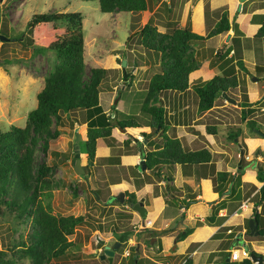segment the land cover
I'll return each mask as SVG.
<instances>
[{"label": "rangeland", "instance_id": "374dc122", "mask_svg": "<svg viewBox=\"0 0 264 264\" xmlns=\"http://www.w3.org/2000/svg\"><path fill=\"white\" fill-rule=\"evenodd\" d=\"M184 1L179 0L175 3V0H147V8L145 10L132 12L131 14L122 11L103 12L99 8L98 0H0V32L5 30L9 36L20 38L19 40L16 38L0 39V62L3 63L0 65V126L7 128L12 123L20 126L26 123L28 111L37 103L36 93L43 85V78L52 69L56 60L53 51L35 52L32 45L28 43L27 36L29 31L27 22L31 15L35 12L77 10L82 14L84 77L88 75L92 66L108 68V72L99 87L100 104L103 108L109 109L115 97L119 96L116 103L120 111L119 116L131 115L140 123L148 126L151 132L153 131L149 139H144L142 135L137 136L141 140L144 139L142 142H138V147H141L142 143L149 142L151 139L152 142L147 143L145 149L160 146L164 140V132L161 133V131L150 127L148 114L140 109L149 78L155 71L159 70L160 54L140 46L138 42L139 28L148 21L154 24L157 22V24L163 25L167 30L169 26H172L171 22L172 24L174 22L178 24V20L175 19L183 17L186 24L181 26L206 33L214 24V15L227 6L229 7V16H233L231 30L217 35L220 36L218 38H209L203 48V53L197 55V59L199 60L202 56H206L210 61L208 67H217L220 57L215 55V50L220 48L222 51H226L229 46H233L237 50L236 54L241 52L244 55V65L248 69V71L245 68L237 69L238 86L229 89L227 96L221 92L215 98L212 108L208 109L209 111L203 116L201 114L205 111L198 108V96L193 89V81L197 83L201 78L193 81L191 78V89L186 93L177 92V90L160 92L157 102L165 106L166 117L169 123L173 124V126L168 125L167 134L177 135L179 133L184 143L186 142L183 132L180 133L177 129L180 124L177 123L176 118L181 113H176L177 105L180 100H185L189 103L184 111L185 116L190 119L193 113H197L194 117L198 118L194 121L190 120L189 123H200V126L196 129L190 124H186L184 127V131L190 130L191 132L194 130L198 134L194 141H187V145L192 148L200 147V145L204 144V139H206L204 134H201V130L202 132H208L204 125L215 124L219 136L222 135L225 138L223 139L227 143L226 149L228 153L232 155L236 165L239 166L241 160V155H239L241 151L239 149L242 146H246L245 142H243L241 135H235L232 139L225 137V132L239 131V123L243 124L240 117V101L242 98L241 94L246 89V74L248 75L247 84L254 85L252 91L255 89V84L257 85V80L255 81L253 78L261 79L264 76V39L256 38L259 39L260 43L257 44V52L254 51L256 60L252 58L251 54L253 51L245 49V44L250 41L248 43L250 45L254 39L255 27L264 16V0H244L240 8L238 7L239 0H231L230 4L218 7L215 10L216 12H214L215 14L207 11L205 13L204 9H202L197 15L199 19H196L193 23L185 18L186 12L182 11L188 7L185 4L182 5ZM195 1L197 0H194V3H196ZM205 5L207 9V4ZM193 10H197V8L194 6ZM130 25L132 26L130 27ZM160 30L163 29L161 28ZM228 33H234V35L242 34V39L238 40L233 36L232 38L234 39L226 42ZM243 35H246V37L243 38ZM256 39L255 41H257ZM243 41H246V43L244 44ZM193 43L194 41L191 42V45ZM245 50L248 52L246 53ZM122 58L126 60L123 66L118 61V59ZM252 61L255 63H252ZM142 64L147 65L144 68L141 67ZM252 67L254 68L252 69ZM130 73L134 74H132L131 85L122 87V77H127ZM251 93L252 96H255V93ZM227 97L235 99L236 102L230 101ZM254 100H257V98ZM222 103L226 104L223 105ZM259 107L260 105L249 116L254 117L258 127L261 129L259 131V128L255 127L252 131L247 126H244L249 137L255 136L251 135L254 133L263 136L264 110H260ZM62 114L65 121L63 124L58 125L61 129L60 134L56 138L49 140L47 151H42L38 145L35 150V157L37 161L44 159L48 164L53 165L52 177L60 182L59 186L51 188V195L48 199H44V202L49 201L53 213L81 214L83 215V220L75 226L73 233L68 236L74 241V246L70 247L63 256L52 258L49 264H108L106 259L100 258L104 244L110 245L114 243L117 233L123 229L131 231L132 234L127 235L114 250L115 253L111 264H135L136 259L139 257L134 251L133 245H135V242L132 240L134 234L139 236L137 237L140 240L138 253L142 255L140 257L142 260L139 263L143 264L152 247L157 249L156 243L155 245L154 243L153 245H144V237H149V234L143 232V227L138 233L135 232L137 227H140L141 219L136 221L131 217L132 207L125 201L108 200V197L110 194L129 189L130 184L133 186L136 180L140 182L145 179L153 180V189L156 194L160 192L165 194V190L174 196L176 189L171 188V186L165 188L163 183L156 184L159 177L157 178L153 172L150 176H141L145 172L142 173V168L139 169L138 165L134 167L128 155L137 150L136 141H134V138L129 137L124 132V129L119 127H114L113 132L115 131V134L112 138H99L97 140L96 154L92 165H86V153L80 152L81 165L82 167L85 165L87 168L83 167L82 173L76 172L74 169V149L77 141L86 137V122H81V116L78 113H76L79 117L78 120H71L65 113ZM126 136L129 137L130 142H126ZM255 142L254 139L250 140L252 147ZM262 143L264 144V139ZM251 153V158L244 161L243 166H240L244 168L242 170L243 173L247 170L246 173L248 175L252 174L249 170L255 171L257 168L253 151ZM237 154L239 156L238 159L236 158ZM217 156L218 154L215 153V157ZM121 162H124V164ZM260 164L264 165V162L262 161ZM247 167H249V170L246 169ZM214 181L216 180L214 179ZM94 190H98L97 193ZM135 198L137 199L136 194ZM180 201L184 200L175 196L171 197V202L175 205V207H172L174 212L178 211ZM156 206H158V203ZM2 207L1 209L4 210ZM188 212L190 214V210ZM153 214L151 212L148 216L152 217ZM161 217L159 215L157 220L153 221L152 226H157V222H160ZM180 218L181 216L177 215V220L171 221L169 229L171 227L175 228L176 225L174 224ZM186 219L189 218L185 217L184 221ZM23 225L6 210H4V213H0V251H5L6 256L11 255L9 249L10 241L11 238L17 237V230L20 229L23 233L22 235L27 232ZM13 227H16L15 231ZM158 233L156 232V234ZM117 241L120 240L117 239ZM156 241L157 238L152 240V242ZM158 256L162 259L166 257ZM180 257L183 258V256ZM180 261V258L173 259V264H179ZM18 262L31 264L27 257L20 258ZM145 263L150 264L151 261L148 259ZM235 264H239V262Z\"/></svg>", "mask_w": 264, "mask_h": 264}, {"label": "trees", "instance_id": "16d2710c", "mask_svg": "<svg viewBox=\"0 0 264 264\" xmlns=\"http://www.w3.org/2000/svg\"><path fill=\"white\" fill-rule=\"evenodd\" d=\"M98 3L103 12L122 11L132 14L147 8V0H98ZM27 24L29 31L27 41L32 45L33 50L35 52L51 50L56 60L52 69L43 78V85L36 93L37 103L28 111L26 123L23 126L12 123L7 128L0 126V213L6 210L27 229L24 235L20 229L17 230V237L11 238L10 256H6L5 251H0V264H23L18 262L22 257H27L31 264H49L52 258L63 256L75 244L68 236L83 220V215L59 214L51 211L49 201L44 202V199L50 197L51 188L59 186L60 182L52 177L53 165L48 164L44 159L37 161L35 157L38 145L45 152L49 147V140L60 134L61 129L58 125L65 121L62 113L71 120H78L79 117L76 115L78 113L81 122H86V137L77 141V146L80 152L86 153L88 166L94 162L97 140L112 138L113 127L123 128L129 135L135 136L139 133L144 139H149L153 133L131 115L119 116L120 111L115 106L119 96L115 97L109 111L100 104L99 87L108 68L92 66L88 75L84 77V36L80 11L35 12ZM170 24L172 26L167 30H160L156 24L147 21L139 28L138 37L142 48L160 54L159 70L149 78L140 108L148 114L149 126L161 133L164 132V140L155 148L144 149L137 146V150L144 157L145 169L152 170L158 176L165 169L168 173L164 176L168 180L173 178L171 170L176 164L207 163L211 158V152L207 147L186 148L178 137L166 133L169 121L164 105L157 102L159 94L166 90L183 91L188 88L189 73L200 64L193 52L191 42L205 40L227 31L231 26L226 7H223L218 20L205 34L178 26L175 22ZM0 33L6 35L8 39H20L9 36L5 30ZM254 35L255 38L264 39V16ZM225 52L219 48L215 55L223 57ZM232 59L229 57L222 61L220 73L193 84L200 110L211 108L221 92L226 95L229 89L238 86L236 64L239 68L248 71L241 57L236 59L235 63ZM2 64L0 62V65ZM131 82L132 73L127 75L126 79L122 77V85L129 86ZM241 96L242 119L264 100L262 97L249 101L246 90H243ZM246 122L252 131L258 127L254 118H249ZM215 129L214 124L206 125V130L210 133L215 132ZM235 135L238 134L233 132L229 137L233 138ZM128 140L129 138L126 142ZM136 144L138 145V142ZM255 164L256 176L260 181L258 199L262 201L264 200V165L260 162ZM83 167L87 168L85 165ZM134 167H137V164ZM243 169L238 168L236 175L223 170L218 171L215 180L222 183L229 175L230 180H235L239 184ZM214 187L219 188L220 185ZM97 191L94 190L96 193ZM125 191L132 200H136L134 191L129 189ZM183 200L182 203L188 205L195 198L189 197ZM255 215L258 216L257 213ZM212 217L213 214L206 216L208 219ZM258 229V234L262 236L264 233L262 228L258 227ZM13 230L15 231L16 227H13ZM168 230L169 228H163L154 231ZM191 230V226L185 227L178 231L176 237L182 239ZM247 230H249L248 224ZM128 232L122 233L118 240L123 241L130 233ZM133 246L136 251L135 245ZM135 264H138L137 259ZM181 264H193V262L190 257H186ZM239 264H253V260L247 255Z\"/></svg>", "mask_w": 264, "mask_h": 264}, {"label": "crops", "instance_id": "0c3cea01", "mask_svg": "<svg viewBox=\"0 0 264 264\" xmlns=\"http://www.w3.org/2000/svg\"><path fill=\"white\" fill-rule=\"evenodd\" d=\"M178 1L179 0H175V3ZM195 2L196 3H194V0H185L184 3L182 4L188 6L186 10H182V11L186 12L185 18L188 19L189 22L191 21V23L195 22L196 19H199L197 15L199 12L202 11V9H204L205 13L206 11L209 13H214L216 12L215 10L218 7L222 5L230 4L231 0H197ZM205 4H207V9ZM194 6L197 8V10H193ZM222 10H220L218 14L216 13V15H214L215 17L214 24L218 20ZM226 10L228 17L230 19V23H232L231 20L233 16L232 17L229 16L230 15L228 11L229 7L226 6ZM175 20H178L177 21L178 26H181L182 24H186V22L184 23L183 17ZM155 24L157 25L158 29L162 28L163 30H165L163 25H159L157 24V22ZM259 24L260 23H258L255 28H257ZM231 28L232 26H230V28L227 31H230ZM208 30L206 31V33L208 32ZM221 33H218L214 36H210L205 40L195 41L194 43L196 44L193 43L191 45L195 56L197 57V55L203 53V48L206 42L209 40V38L211 37L218 38L220 36L217 35ZM241 35L242 34L234 35V33H228L226 37V42H230L234 38L241 40L242 39ZM233 36L235 37L232 38ZM245 37L246 35H243V38ZM255 39L256 38L254 37L250 45H248L250 41L247 43L246 41L243 42L244 44L246 43L245 49H248L251 52L253 51L251 55L252 58L256 60L254 51L257 52L258 50L257 44L260 43L258 41L259 39H256L257 41H255ZM245 52L247 53L248 51L245 50ZM236 53H237L236 48H233V46H229L224 56L223 57L220 56V59L217 63V67L214 66L212 68L208 67V64L210 62L208 58L206 56H202V58L199 59L200 61L199 66L194 70L190 71L189 73L188 88L186 90L177 91V92L186 93L187 91H189L191 89V81H190L191 78L192 81L201 78L199 80L201 81L207 79L206 77L208 78L211 77L217 72L220 73L221 63L225 58H229V57L233 58L232 62L234 63L236 59H238L239 57L244 59V55L241 52L240 54H236ZM202 59H206V60H202ZM252 63L255 62L252 61ZM146 65L147 64H142L141 67L145 68ZM235 68H236L235 72L237 73V69L239 68L237 64L235 65ZM253 68L254 67H252V69ZM247 76L248 75L246 74L245 90L248 95V100L255 101L254 99L256 98L257 99H261L262 97L264 98V76L261 77V79L253 78V80L255 81L257 80V85H258L257 86L255 84L254 91H252L254 85L247 84L248 82ZM122 87H124V85H122ZM173 91L174 90H172V92ZM251 92L255 93V96H252ZM188 104L189 103L186 102L185 100L183 101L180 100L177 105V112H176L178 114L181 112L180 115L176 117L178 121L177 123L180 124L179 125L180 127H178L177 129L180 133L183 132V135L186 138V142L184 143V141L181 138L182 136L179 133L177 135L176 134L175 135L171 134V135L178 137L179 140L181 141V144L186 148L197 149L201 147H207L211 152V158L207 163L192 164V165L176 164L172 171L173 178L169 180L165 179L164 175L168 173V171L165 172L166 171L165 169L161 171L160 176L156 174L157 178L159 177L156 184L163 183L165 185V188L171 186V188L176 189L174 195L175 197L185 200L189 199V197L195 198V200L193 202H189L188 205H184L180 201V204H178L179 207L177 212H174V208H172L175 207L173 202H171V197L174 196L170 195L169 194L170 192L169 191L166 192L165 190H164L165 194H163L162 192L157 194L154 193L153 184H152L153 180L145 179L143 182L136 180L135 182L137 184L134 183L133 186H131L130 184L131 189L129 188V190L135 192L137 199L143 198V203L147 208V213L143 218L134 209L131 210L132 211L131 217H133V219L136 221L141 219V223H143V220L146 219L150 220V223L148 225L141 226V227H146L144 228L143 232L145 234L146 233L149 234V237L146 238L144 237L145 240L143 241V244L153 245L154 243L155 245L156 243L157 245V249H154V247H152V249L149 251L150 254L146 256V259L143 258L145 259V261H143V264H146L145 262L148 259L151 261L150 264H173V259L175 260L177 258L181 259L179 263L181 264L186 257H190L192 259L193 264H235L237 262H240L245 256L247 255L249 256V253L251 251H255V253L262 254L263 255L262 264H264V233L261 236L258 234V232L251 234L249 232L250 228L249 230H247V221L249 220V218L255 217V219L258 221V227L259 228L261 227L264 232V200L260 201L258 199L259 198L258 188L260 186V181L256 179L257 178L256 170L252 171L248 169L249 167H247L246 169L251 171L252 174L249 173L251 175H248V173H246L247 170L245 169L246 170L245 173L243 172L241 173L239 184L235 182V180H230L229 175L226 176L225 180L222 183L218 181H214V179L217 178L216 173L218 171L223 170V171H227L228 173H232L236 175L237 169L240 168L241 164L244 163V161L251 158L252 155L251 151H253V157L255 162H262V161L264 162V148H263L264 144L262 143V140L264 139V135L260 136L254 133L251 134V135H255L253 136L254 138L249 137V134L246 132L247 130L245 129L244 126L248 127L246 121L247 119L252 118L253 116L252 117L249 116L250 115L249 113L246 118L244 119L241 118L243 124L239 123V129H238L239 131H235V132L238 134L237 136L241 135V138H243V142H245L246 146L245 147L242 146L239 149V151H241V154H239L241 155L239 166L236 165V161L235 159H233L232 155L228 153L226 149L227 143L224 140L225 138L222 135L219 136L217 129H215L216 131L213 133L202 132L201 130V134H204L206 138L204 139L205 141L204 144L200 145V147H195V148L189 147L187 145V141H194L195 138L198 137V134L194 130H192L191 132L190 130L184 131V127L186 126V124L187 125L190 124V126H194V129H196L197 127L200 126V123L199 122L189 123L190 120L194 121L195 119L198 118L194 117L197 115V113H193L190 119L189 117L185 116L184 111L186 110ZM258 105H260L259 107L260 110H264V100L260 102ZM115 106L118 109L117 104ZM211 108H209V110ZM104 109L107 110L108 108H104ZM209 110L208 109L202 110L205 112L202 113L201 116L206 114ZM168 125L173 126L172 123L171 124L168 123ZM206 125H212V124H206ZM206 125H204L205 128ZM168 128L169 126H167L166 131L168 130ZM113 129L114 127L112 128V132H111L112 137L115 134V131L113 132ZM146 129L149 130L148 126H146ZM258 130L260 131V129ZM124 132L128 134L125 130ZM231 133L233 132H225V137H229V134L231 135ZM138 135L140 136L141 134L136 133L135 136L133 134V135H129V137L131 136L132 138H134V141H136V143L139 142V140L142 142V140L144 139L142 140L139 139L137 137ZM129 137L126 136V139ZM251 139H254V141H256L253 147L250 144ZM130 141L131 140H128V142ZM149 142L151 143L152 139ZM149 142L142 143L141 147L145 149L146 148L145 145H147V143ZM137 146L138 145L136 144V147ZM244 148L246 151L244 150ZM258 151L260 152L258 153ZM215 153L218 154L217 157H215ZM128 155L131 158L132 163L134 164L133 166L138 164L140 160L144 158L142 157V154L138 150L134 151V153L133 152L131 154L129 153ZM237 156L238 154L236 155V158L238 159L239 156L238 157ZM121 163L124 164V162ZM144 172L145 174L141 176L143 177L150 176L152 170L145 169L143 170L142 173ZM216 185H220V187L219 188L214 187ZM157 203L158 206H156ZM189 210H190V214L188 212ZM151 212L154 213L152 217L148 216V214ZM256 213L258 216L255 215ZM210 214H213V217L210 219L206 218V216ZM159 215L162 216L160 222H157V226H152L153 221L157 220ZM177 215H180L181 218L177 223L174 224L176 225L175 228L171 227V229H169L166 232H162V233L159 232L158 234H156L154 230L170 228L169 224L171 223L172 220H177L176 219ZM185 217L189 219H186V221H184ZM188 226H191L192 230L184 238L178 239L176 237L178 231L183 230L185 227ZM141 227H137L135 232L138 233ZM177 228L180 229L177 230ZM125 231L127 230L125 229L120 230L117 233L115 240L117 241L118 237ZM129 232L128 235H131L132 232L131 231ZM135 235L136 234H134V238L132 240L135 242V250L137 251L136 252L137 257H139L137 258V263H139L140 260H142L140 259L142 255L138 253L140 240L137 238L139 236L136 235L135 238ZM154 238H157L156 242H152ZM233 251L234 252L236 251L238 253L237 257H233L232 255ZM158 255H162L166 257L165 258L163 257L162 259ZM180 256H183V258H181Z\"/></svg>", "mask_w": 264, "mask_h": 264}, {"label": "water", "instance_id": "95a60500", "mask_svg": "<svg viewBox=\"0 0 264 264\" xmlns=\"http://www.w3.org/2000/svg\"><path fill=\"white\" fill-rule=\"evenodd\" d=\"M244 0H239V5L238 7H241V4ZM0 39H8V37L2 33H0ZM119 62L121 63V66H123L126 63V60L124 58L120 59ZM126 79V77L124 76ZM232 102H236L235 99L231 97H227ZM264 135V133L262 132ZM144 159L142 158L138 164L139 169H141V165L143 164ZM74 169L78 173L83 172V167L81 165V156H80V151L78 150V146L75 145V153H74ZM111 199H117L118 201L123 202L124 201V191L121 190L118 193H113L109 196L108 200ZM128 205L132 207V209L136 210L141 217H144L147 213V208L145 207L143 203V198L137 199L136 201L131 200L128 202ZM248 225H249V232L252 233H257L258 232V221L255 219V217H251L248 220ZM256 229V230H255ZM255 230V231H254ZM120 241H115L112 243V245H105L103 249V253L101 254L100 257H104L105 255H108V260L110 261V264L112 262V257L114 255V250L118 247ZM251 259L253 260V264H262L263 263V255L260 253H255V252H250L249 253Z\"/></svg>", "mask_w": 264, "mask_h": 264}, {"label": "flooded vegetation", "instance_id": "af4514ba", "mask_svg": "<svg viewBox=\"0 0 264 264\" xmlns=\"http://www.w3.org/2000/svg\"><path fill=\"white\" fill-rule=\"evenodd\" d=\"M143 159H144V158H143ZM138 164H139V163H138ZM138 164H137V165H138ZM141 168H142V171L145 170V165L142 164V165H141ZM83 169H84V168H83ZM115 194H116V193H115ZM126 194H127V196H126ZM110 195H111V194H110ZM108 198H109V197H108ZM111 200H112V199H111ZM116 200H117V199H116ZM131 200H132V199L130 198L129 194L126 193V191H124V201L128 204V202L131 201ZM136 200H137V199H136ZM136 200H135V201H136ZM120 202H121V201H120ZM105 245H106V244H104V247H105ZM107 245H109V244H107ZM110 245H112V244H110ZM103 249H104V248H103ZM102 253H103V252H102ZM102 253H101V254H102ZM114 253H115V251H114ZM101 254H100V256H101ZM113 256H114V255H113ZM105 257H106V258H105ZM100 258H101V259H106V260L108 261V264H110V261L108 260V255H105L103 258H102V257H100ZM112 259H113V257H112Z\"/></svg>", "mask_w": 264, "mask_h": 264}, {"label": "built area", "instance_id": "2783aa9c", "mask_svg": "<svg viewBox=\"0 0 264 264\" xmlns=\"http://www.w3.org/2000/svg\"><path fill=\"white\" fill-rule=\"evenodd\" d=\"M150 223V220L149 219H146V220H143V223H141L139 226H144V225H148ZM233 257H237L238 256V253L235 251L232 253Z\"/></svg>", "mask_w": 264, "mask_h": 264}, {"label": "clouds", "instance_id": "9594fccd", "mask_svg": "<svg viewBox=\"0 0 264 264\" xmlns=\"http://www.w3.org/2000/svg\"><path fill=\"white\" fill-rule=\"evenodd\" d=\"M127 78V77H126ZM110 110V108L109 109H107V111H109ZM111 115L113 116V114L111 113Z\"/></svg>", "mask_w": 264, "mask_h": 264}]
</instances>
